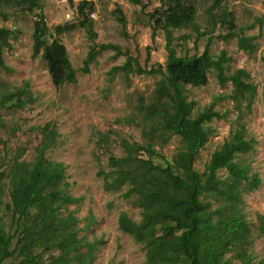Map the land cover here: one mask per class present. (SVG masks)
<instances>
[{"label": "rangeland", "instance_id": "1", "mask_svg": "<svg viewBox=\"0 0 264 264\" xmlns=\"http://www.w3.org/2000/svg\"><path fill=\"white\" fill-rule=\"evenodd\" d=\"M83 0H37V5L20 0L3 4L1 10L6 18L0 17V27L12 30L11 47L4 49L2 57L6 68L0 67V96L16 88L28 85L33 101L21 109H8L0 106V222L4 230L11 235V248L16 242L15 226L11 224V211L7 208L9 197V175L17 162L31 163L45 134L41 128L45 124L56 131L55 143L45 150V157L64 165V178L59 183L68 194L80 197L78 202L64 204L62 215L73 211L76 222L73 229L80 240L78 247L80 257L89 258L91 264H145L146 246L137 242L132 236L118 227V216L126 214L134 222L141 219V208L134 204L137 196L122 197L129 185L119 190L104 188L105 175L107 181L114 176L115 167L109 165L108 157H121L125 154L122 144L152 143L156 154L150 156L155 164H169L177 171L174 159L177 152L184 147L178 135L165 132L166 141L145 135L150 126L155 124L154 132L159 134L160 126L155 119H149L143 106H165L169 109L166 98H160L157 87L163 81L160 74H135L117 70L111 72L113 66L121 65L125 57L114 56L113 50L98 52L89 72L78 70L92 43H113L121 50L129 49L142 66L152 64L164 65L166 59L165 38L162 29H156L151 37V27L141 6L129 0H87L89 5L84 13L77 11ZM145 11H152L160 6L159 0H142ZM212 0H193L196 7L195 23L204 35L196 36L190 27L172 30V46L176 54H200L208 36L212 37L208 51L217 56L225 51L229 61L223 63L225 74L242 68L248 74L247 81L254 85V96L250 107L246 97L239 102L231 100L229 82L220 83L216 71L208 73V82L201 86L184 85L185 99L194 102L190 115L194 117L210 103L214 109L224 113L222 118H213L205 123L209 133L202 148L196 153L192 167L199 173L223 142L230 139L232 132L242 123L245 138H254L251 151L240 153L235 160L241 165H248V174H257L260 184L250 192L243 190L240 212L249 229V241L241 249L251 256L253 262L264 261V236L260 227L264 228V22L261 28L255 23L246 28L257 17H264V0H223L220 7L212 12L216 17L223 10L232 12L241 33L255 36L256 48L253 52L240 50L236 37L223 40L219 37L226 31L225 26L214 25L208 13ZM117 8H120L125 25L118 21ZM93 14V15H91ZM43 17L48 28L45 39L51 43L56 37L66 49L71 65L76 68V80L58 87L51 82L45 58L41 50L33 52L34 22ZM87 19L86 25L81 21ZM74 24L71 30L54 34L58 24ZM93 34L94 37H91ZM148 54V59L146 61ZM25 98V97H24ZM142 156L149 157L144 151ZM216 178L227 180V171L218 169ZM246 181L242 183V188ZM177 199H185L181 193L175 194ZM204 200L211 202L210 209L224 203L218 196L204 195ZM183 206L177 208V216L182 224ZM36 210H31V215ZM32 217V216H31ZM159 223V222H158ZM158 230V229H157ZM92 249L91 253L89 250ZM41 252L42 246L36 247ZM236 250L225 254L232 264H240ZM61 251L52 249L44 251L36 264L49 263L58 257ZM21 257L13 255L2 264H21ZM70 264H78L75 260Z\"/></svg>", "mask_w": 264, "mask_h": 264}, {"label": "trees", "instance_id": "2", "mask_svg": "<svg viewBox=\"0 0 264 264\" xmlns=\"http://www.w3.org/2000/svg\"><path fill=\"white\" fill-rule=\"evenodd\" d=\"M11 1L20 0H0V17L6 18L1 7ZM26 1L30 4L29 9L37 5V0ZM129 1L141 6V11L147 16L151 27V37H154L156 29L163 30L166 50L164 65L158 62L150 67L146 64L142 66L129 49L121 50L117 45L108 42L89 45L78 70L88 73L89 64L98 52L113 50L115 57L122 55L125 60L121 65L113 66L111 72L121 70L138 75H162L163 81L158 85L157 91L160 98L168 100L169 109L165 106H143L141 103L140 109L145 111L149 119H155L161 128L159 134H156V125L153 124L144 133L162 142L166 141L165 132L178 135L183 140L184 147L177 152L174 159L176 172L169 164L161 166L151 160L150 156L156 154L152 143L141 145L125 141L122 144L125 152L123 156L108 157L109 165L115 167V170L110 181L106 180L105 175L104 188L119 190L122 186L129 185L121 194L122 197L137 196L134 204L141 208L139 222H134L121 213L117 220L119 229L132 236L135 241L145 244V264H232L230 259L225 258V254L231 250L237 251L240 264H264L263 260L253 262L251 256L241 249L249 241V229L239 209L241 194L243 190H255L260 184V178L257 174L249 175V166L239 164L235 158L240 153L251 151L255 139L245 138L244 125L239 123L230 139L212 153L205 170L199 173L192 164L209 133L205 123L213 118H222L224 113L215 110L214 103H210L192 117L190 112L194 102L185 99L184 89L185 84H206L208 73L215 70L220 83L229 82L232 86V94L227 97L235 102H239L240 97H246L247 107H250L255 88L247 81L249 74L242 68L225 74L223 63L230 58L225 51L217 56L208 51L211 36L207 37L200 54H176L172 46L173 29L190 27L196 36L205 34L195 23L196 7L193 0H159L160 6L148 12L145 11L142 0ZM222 3L223 0H212L207 10L214 25L226 27V31L219 34V37L228 40L235 36L238 49L253 52L256 48L255 36L243 35V27H238L236 31L237 25L232 12L223 10L214 16L212 11ZM88 5L87 0L81 1L77 11L83 14ZM116 12L118 21L124 26L125 19L121 9L117 8ZM86 21L84 19L81 24L86 25ZM263 22L264 17H257L246 28L253 27L255 23L261 28ZM74 27V24H58L54 27V34L58 35ZM12 33L10 28L0 27V67L3 69L6 66L2 53L4 49L11 47ZM47 33L48 28L40 16L33 26V52L41 50L54 86L75 82L76 68L71 65L65 46L56 37L48 43L45 39ZM91 37H94L93 34ZM148 54L147 52L146 61ZM262 60L264 61V57ZM32 101V93L27 84L0 96V106L8 109H21ZM41 132L45 137L37 148L34 160L31 163L17 162L9 175L10 201L7 208L11 211V224L15 226L16 242L11 248L13 235L6 232L0 222V264L13 255L21 257V264H36L44 251L52 249L60 250V255L44 264H70L73 260L78 264H91L89 258L80 257V240L73 229L76 216L73 211L66 215H62L61 211L62 205L78 202L82 196H72L59 187L64 178V165L53 162L44 155L45 150L55 143L57 134L48 123L41 128ZM142 151L149 157L142 156ZM218 169L227 171V180L216 178ZM244 181L246 184L242 188ZM176 193L185 195V199H177ZM206 194L218 196L224 203L210 209L211 202L203 199ZM182 206L181 215L186 224H182L177 216V208ZM32 209L36 210L33 215ZM260 230L264 236L262 226ZM40 245L42 250L37 252L36 247ZM91 251L92 249L89 253Z\"/></svg>", "mask_w": 264, "mask_h": 264}, {"label": "built area", "instance_id": "3", "mask_svg": "<svg viewBox=\"0 0 264 264\" xmlns=\"http://www.w3.org/2000/svg\"><path fill=\"white\" fill-rule=\"evenodd\" d=\"M91 15H93V14H91Z\"/></svg>", "mask_w": 264, "mask_h": 264}]
</instances>
